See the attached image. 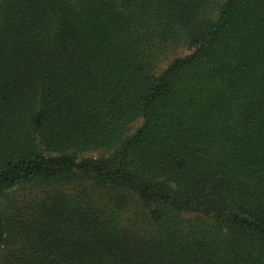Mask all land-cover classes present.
Returning a JSON list of instances; mask_svg holds the SVG:
<instances>
[{
  "label": "trees",
  "instance_id": "1",
  "mask_svg": "<svg viewBox=\"0 0 264 264\" xmlns=\"http://www.w3.org/2000/svg\"><path fill=\"white\" fill-rule=\"evenodd\" d=\"M0 264H264V0H0Z\"/></svg>",
  "mask_w": 264,
  "mask_h": 264
},
{
  "label": "rangeland",
  "instance_id": "2",
  "mask_svg": "<svg viewBox=\"0 0 264 264\" xmlns=\"http://www.w3.org/2000/svg\"><path fill=\"white\" fill-rule=\"evenodd\" d=\"M142 124V120L139 119L136 123L132 125V128L129 129L128 133H133L137 130V128Z\"/></svg>",
  "mask_w": 264,
  "mask_h": 264
}]
</instances>
